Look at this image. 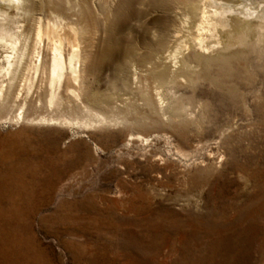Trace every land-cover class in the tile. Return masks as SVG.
Wrapping results in <instances>:
<instances>
[{
	"label": "rangeland",
	"instance_id": "obj_1",
	"mask_svg": "<svg viewBox=\"0 0 264 264\" xmlns=\"http://www.w3.org/2000/svg\"><path fill=\"white\" fill-rule=\"evenodd\" d=\"M47 1H0V264H264V0Z\"/></svg>",
	"mask_w": 264,
	"mask_h": 264
},
{
	"label": "bare ground",
	"instance_id": "obj_2",
	"mask_svg": "<svg viewBox=\"0 0 264 264\" xmlns=\"http://www.w3.org/2000/svg\"><path fill=\"white\" fill-rule=\"evenodd\" d=\"M0 1H5V2H7L8 4H10V5H13V7H15V8H18V9H20L21 11V14H23V17L24 16H26V14L27 13H29L30 11V9H29V4L30 3H36V1L38 2L39 0H0ZM45 1V0H44ZM47 1V0H46ZM48 1H50V0H48ZM47 1V2H48ZM57 1V0H56ZM65 1V0H64ZM43 2V1H42ZM53 3L55 2V0H53L52 1ZM52 2H50L52 5H53V3ZM60 2H61V0H60ZM220 2V1H219ZM50 3H49V5H50ZM55 3H57V2H55ZM55 3H54V5H55ZM242 3V2H241ZM39 4H41L42 6H43V4L42 3H40L39 2ZM45 4H46V2H45ZM48 4V3H47ZM58 4V6H59V3H57ZM62 4V3H61ZM221 4V3H220ZM49 5H47V7L49 6ZM51 5V6H52ZM66 5V4H65ZM214 5V4H213ZM225 5V6H224ZM31 6V5H30ZM33 6H34V4H33ZM32 6V7H33ZM40 6V5H39ZM50 6V7H51ZM57 6V5H56ZM56 6H55V8H56ZM63 6H64V4H63ZM224 6V10L226 11V10H230V9H233V7L230 5V4H222V7ZM32 7H31V9H32ZM45 7V6H44ZM43 7V8H44ZM60 7V6H59ZM41 8V7H40ZM61 8V7H60ZM17 9V10H18ZM49 9V8H48ZM52 9V8H51ZM40 10V9H39ZM46 10V9H45ZM61 10V9H60ZM34 11V10H33ZM43 11V10H42ZM49 11V10H48ZM53 11H55L54 9H53ZM53 11H49V12H53ZM223 11V10H222ZM248 11V10H247ZM40 12H41V10H40ZM44 12V11H43ZM57 12V11H56ZM60 12V11H59ZM224 12V11H223ZM222 12V13H223ZM30 13H32V12H30ZM29 13V14H30ZM45 13V12H44ZM54 13V12H53ZM216 13V12H215ZM49 14V13H48ZM62 14V13H61ZM53 15V14H52ZM60 15V14H59ZM59 15H58V17H59ZM31 16H32V14H31ZM30 16V17H31ZM42 16V15H41ZM40 16V17H41ZM50 16H51V14H50ZM53 16H55V15H53ZM52 16V18H55V17H53ZM262 16H264V11L262 12ZM27 17V16H26ZM33 18L35 17V16H32ZM38 17V16H37ZM36 17V18H37ZM39 17V18H40ZM44 17V16H43ZM42 17V18H43ZM61 18H62V16H60ZM59 17V18H60ZM35 18V19H36ZM40 19V20H42V21H44L45 20V18L44 19ZM57 18V17H56ZM28 19V18H27ZM30 19V18H29ZM48 19V18H47ZM46 19V20H47ZM54 20V19H53ZM61 20V19H60ZM203 20H204V17H203ZM37 21V20H36ZM25 22H26V20H25ZM34 22V21H33ZM39 22H41V21H39ZM47 22H48V20H47ZM57 23H58V21H57ZM219 23H221V24H227V23H229L228 22V18L227 17H224V18H221V19H219ZM45 25V24H44ZM51 28H50V34H49V37L51 36V37H53L54 38V40H55V42H54V45H53V47H52V60H53V62H54V68H53V76H52V88H55L56 86H57V88H58V86H59V84L61 83L60 81H61V77H62V73H63V63H64V43H63V41H67V39H64L65 38V36H63V35H65V33H64V31L62 32V36L60 35V33L58 32V30H57V27H56V23H52L51 24V26H50ZM73 31L74 32V34L72 35L73 37H71L72 38V40H70V39H68V43L70 44V48H69V52H68V55H69V61H70V63H72L73 61H79V60H82L83 58H85V57H87V55L88 54H85L84 53V50H82V49H80L81 48V45H80V48H78L77 46H79V44L81 43V40H82V34L80 33V32H83V31H79V29H78V27H76V26H71V29H70V31ZM69 31V32H70ZM57 32L59 33V34H57ZM61 32V31H60ZM69 32H67V34L69 33ZM80 33V34H79ZM5 33H3L2 35H4ZM70 34V33H69ZM68 34V37H70V35ZM12 36V39L15 41V38H16V36H14L13 34L11 35ZM67 36V35H66ZM80 38H81V40H80ZM84 38V37H83ZM40 40V39H39ZM70 40V41H69ZM41 41V40H40ZM83 41V40H82ZM17 42V41H16ZM41 43V42H40ZM79 43V44H78ZM43 45V44H42ZM77 45V46H76ZM75 46V47H74ZM41 56V55H40ZM77 70L78 69H76V68H72V73H73V76H74V79H76L77 77H78V73H77ZM56 88V89H57ZM58 90V89H57ZM56 91V90H55ZM53 92V96H57V92Z\"/></svg>",
	"mask_w": 264,
	"mask_h": 264
}]
</instances>
